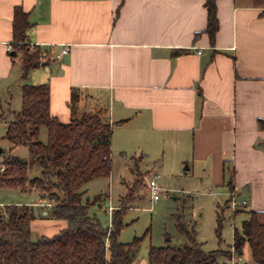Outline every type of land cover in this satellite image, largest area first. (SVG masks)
I'll list each match as a JSON object with an SVG mask.
<instances>
[{
    "label": "crops",
    "instance_id": "crops-1",
    "mask_svg": "<svg viewBox=\"0 0 264 264\" xmlns=\"http://www.w3.org/2000/svg\"><path fill=\"white\" fill-rule=\"evenodd\" d=\"M206 1L0 0V83L21 77L9 51L20 9L27 44L46 54L26 81L50 86L53 117L71 122L76 90L78 112H99L113 127L112 163L115 150L161 169L171 160L176 169L207 170L229 201L252 194L249 212L260 220L264 0H218L215 44L204 33ZM44 203L37 206L46 212Z\"/></svg>",
    "mask_w": 264,
    "mask_h": 264
},
{
    "label": "trees",
    "instance_id": "trees-1",
    "mask_svg": "<svg viewBox=\"0 0 264 264\" xmlns=\"http://www.w3.org/2000/svg\"><path fill=\"white\" fill-rule=\"evenodd\" d=\"M217 1L207 0L205 4L208 21L204 33L208 34L212 44H215L220 28ZM29 28L26 15L17 9L13 53L16 54L14 59L20 60L23 81L43 63L42 50L27 44ZM181 53L177 52L176 56ZM79 101L80 95L74 90L70 102L72 120L63 124L51 115L49 85L22 87V110L15 114L6 138L14 147H27L30 161L4 160L0 164V187L39 193L50 205L44 210L48 212L47 218L65 221L67 228L52 238L42 236L34 240L32 207L0 208V264L134 263L141 240L136 239L131 244L118 241L124 228L126 206L115 207L111 213L112 226L105 228L96 217L90 216L91 203L85 202L83 189L88 184L111 177L113 127L99 112L80 114ZM259 126L264 130V121H260ZM42 127L48 133L46 144L39 141ZM36 166L41 168L42 175L31 180L29 174ZM178 230L187 242L181 247L151 248L149 264H220L222 256H231V250L203 251L197 243L194 226L180 223ZM246 246L250 248L253 260L264 264V225L256 212H251L250 219L243 223L241 234L234 233L232 247L235 253L243 256Z\"/></svg>",
    "mask_w": 264,
    "mask_h": 264
},
{
    "label": "rangeland",
    "instance_id": "rangeland-1",
    "mask_svg": "<svg viewBox=\"0 0 264 264\" xmlns=\"http://www.w3.org/2000/svg\"><path fill=\"white\" fill-rule=\"evenodd\" d=\"M19 66L20 62H17ZM28 85L18 77L16 81L0 83V164L9 158H18L29 162L30 154L27 147H14L6 138L9 125L15 121V114L22 110V85ZM105 119V117L103 116ZM39 141L46 144L48 133L41 128ZM264 150V143L261 144ZM139 157L129 153L122 156L113 151V168L109 179H98L88 184L85 202L90 201L89 213L96 217L103 227H111V213L120 205L127 210L123 218L124 228L118 241L131 244L136 239L141 242L138 246L133 264H149L151 248L167 246L181 247L187 240L179 233L180 223L194 226L197 231V243L206 253L231 250V256L226 254L219 259L220 264H232V245L234 233H242V226L250 218V199L252 194L241 193L236 197L237 202H249V206L233 210L228 204L229 197L225 188L213 186L210 173L195 168L192 171L176 169L171 160L167 167L161 169V163H142ZM162 160V159H160ZM160 162V161H157ZM186 167H184L185 169ZM165 169V175L163 173ZM42 170L34 167L29 178H40ZM156 180L158 186L165 191L160 193V200L154 201L150 182ZM227 194V195H226ZM43 199L37 192L24 193L19 189L0 187V208L19 206L24 203L33 208L35 219L31 224L33 239L38 240L42 235L52 238L67 228L65 221L47 218L37 206ZM97 199V201H95ZM44 205L48 203V199ZM114 207V208H113ZM264 212V211H263ZM264 224V214L260 218ZM228 255V256H227ZM237 255V254H236ZM238 256V255H237ZM236 257V260L239 261ZM237 264H257L247 246L244 255Z\"/></svg>",
    "mask_w": 264,
    "mask_h": 264
},
{
    "label": "built area",
    "instance_id": "built-area-1",
    "mask_svg": "<svg viewBox=\"0 0 264 264\" xmlns=\"http://www.w3.org/2000/svg\"><path fill=\"white\" fill-rule=\"evenodd\" d=\"M12 50H13V47H9V51H12ZM68 52H69V50L66 48V49L63 50L62 54L63 55L64 54H68ZM42 58L45 59L46 58V54H43ZM150 189H151V191L153 193L154 201H158L160 199V193H161L162 189L158 186L156 180H152L150 182ZM230 196H231V207L233 208V210L238 211L239 209L247 207V203L246 202H243V203L237 202L236 195L234 193H232ZM44 206H45V208H50L49 204H46ZM231 249H232V255H234L233 260H232L231 263L232 264H237V262H239L241 260L240 258L242 256H237L233 247ZM236 257H238L237 259L239 261L236 260Z\"/></svg>",
    "mask_w": 264,
    "mask_h": 264
},
{
    "label": "water",
    "instance_id": "water-1",
    "mask_svg": "<svg viewBox=\"0 0 264 264\" xmlns=\"http://www.w3.org/2000/svg\"><path fill=\"white\" fill-rule=\"evenodd\" d=\"M16 54L15 53H13V56H15ZM0 221H1V219H0Z\"/></svg>",
    "mask_w": 264,
    "mask_h": 264
}]
</instances>
